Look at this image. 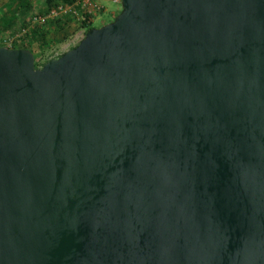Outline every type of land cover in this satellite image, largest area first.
Returning a JSON list of instances; mask_svg holds the SVG:
<instances>
[{"label": "water", "instance_id": "95a60500", "mask_svg": "<svg viewBox=\"0 0 264 264\" xmlns=\"http://www.w3.org/2000/svg\"><path fill=\"white\" fill-rule=\"evenodd\" d=\"M119 4L0 45V264H264V0Z\"/></svg>", "mask_w": 264, "mask_h": 264}, {"label": "trees", "instance_id": "16d2710c", "mask_svg": "<svg viewBox=\"0 0 264 264\" xmlns=\"http://www.w3.org/2000/svg\"><path fill=\"white\" fill-rule=\"evenodd\" d=\"M31 1L32 0H11L9 2L4 1L2 3L3 10H0V29H2V30L7 29L10 26V24L14 23L16 20H19V23H21V26H19V27H24L26 25H30L28 27V29L25 31L24 36H23V39L25 40V44H22L19 46L12 45L11 48H15V47L28 48L33 53L34 58H35L36 57L35 51L33 48H31L32 43L34 42L35 44H37L38 50L40 52L39 58L42 59L40 62V64H41L43 61L52 57V56H47L45 58H42L43 48L45 46L51 45L55 42L62 41L63 38L67 35V34H64L63 36L58 37L57 39H55V42L51 41V40H47L46 38H49L48 36L50 33L47 32L44 25L50 24L52 22L54 24H56L57 21H59L62 24H65V23H68L70 21V19L66 18V17H64V18H52V19L47 18L43 22H34L31 24L30 21L32 19V16L30 14L27 15V13L30 9ZM71 1L72 0H43L42 7L35 14H40V15L44 14L50 6L54 5L57 2L69 3ZM26 15L28 17L24 18ZM25 22L26 23L28 22V24H26ZM77 25L81 26L84 31L87 28L92 26L90 21L86 22L85 19L80 20ZM46 34H47V36H46ZM45 36H46V38H45ZM50 41H51V43H49ZM0 45H1V43H0ZM73 46L74 45L70 46L69 48H71ZM58 54L59 53H57L56 55H58ZM34 66H38V64L35 62V59H34Z\"/></svg>", "mask_w": 264, "mask_h": 264}, {"label": "rangeland", "instance_id": "374dc122", "mask_svg": "<svg viewBox=\"0 0 264 264\" xmlns=\"http://www.w3.org/2000/svg\"><path fill=\"white\" fill-rule=\"evenodd\" d=\"M4 1L9 2L11 0H0V10H3L2 3ZM94 1L100 5V9L95 10L90 17V19H91L90 23L92 26H99L100 24H103L105 22L110 21L113 18V16L119 11V8H120L119 0H117V1H115V0H112V1L111 0H103L105 5L107 6V8L111 9V10L104 9V6L101 5L99 0H94ZM42 2H43V0H32L31 5H30V9H29L27 15L30 14L32 16L36 12H38V10L42 7ZM27 15L24 18H27L28 17ZM26 24H28V22ZM19 26H21V23H19V20H16L14 23L10 24V26L7 29H5V30L0 29V37H2L3 35H5L8 32L17 30V28H19ZM76 26L74 25L73 29L69 33H67V35L61 41L60 45L59 44H52V45L45 46L43 48L42 58H45V57L53 54L54 52H58V53L60 52L61 53L64 50L68 49L70 46L75 45L78 42V40L84 34V30L82 29V27L78 26V25H76ZM66 47H68V48H66ZM39 53L38 52L36 53V51H35L36 57L34 58L35 62L38 64V66L40 65V62L42 60L41 58H39Z\"/></svg>", "mask_w": 264, "mask_h": 264}, {"label": "built area", "instance_id": "2783aa9c", "mask_svg": "<svg viewBox=\"0 0 264 264\" xmlns=\"http://www.w3.org/2000/svg\"><path fill=\"white\" fill-rule=\"evenodd\" d=\"M117 1V0H115ZM100 5L94 0H72L69 3L57 2L50 6L42 15L34 14L30 23L43 22L45 19L52 18H69L74 24H78L80 20L85 19L86 22L90 21V17L95 10H99ZM30 25L19 27L15 31H11L0 37L1 45L10 47L12 45L19 46L25 44L23 39L25 31ZM16 48V47H15Z\"/></svg>", "mask_w": 264, "mask_h": 264}, {"label": "crops", "instance_id": "0c3cea01", "mask_svg": "<svg viewBox=\"0 0 264 264\" xmlns=\"http://www.w3.org/2000/svg\"><path fill=\"white\" fill-rule=\"evenodd\" d=\"M100 1V3H101V5H103L104 6V9H106V10H111V9H108L107 8V6L105 5V3L103 2V0H99ZM112 1V0H111ZM74 25L76 26L77 24H74V23H72V22H68V23H65V24H62V23H60L59 21H57L56 22V24H54L53 22L52 23H50V24H45L44 25V27H45V29L47 30V32H49L50 34H49V38H46V36H47V34H46V36H45V38L47 39V40H51V41H54L55 42V39H57L58 37H60V36H63L64 34H67V33H69L72 29H73V27H74ZM53 39V40H52ZM51 41L49 42V43H51ZM53 44H61V41L60 42H55V43H53ZM52 45V44H51ZM31 48H33L35 51H36V53L38 52L39 53V50H38V47H37V44H35L34 42L32 43V47ZM66 48H68V47H66ZM65 49V48H64ZM62 51V50H61ZM58 52H54L53 54H51V55H49V56H55L56 54H57ZM60 53V52H59Z\"/></svg>", "mask_w": 264, "mask_h": 264}]
</instances>
